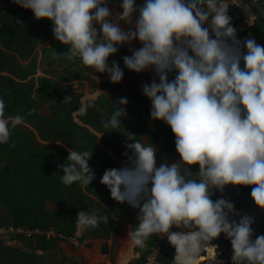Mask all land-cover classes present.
<instances>
[{"label": "clouds", "instance_id": "1", "mask_svg": "<svg viewBox=\"0 0 264 264\" xmlns=\"http://www.w3.org/2000/svg\"><path fill=\"white\" fill-rule=\"evenodd\" d=\"M14 2L52 22L55 39L68 47L58 57H79L113 83L123 79L124 68L154 73L142 91L151 102V118L170 126L179 159L158 162L152 142L127 133L131 155L126 152L127 160L101 178L113 199L139 210L138 223L128 231L131 244L143 248L154 234L166 236L175 248L173 264H199L201 250L223 233L231 242L233 264H264V233L254 237L255 217L238 212L229 198L213 199L214 191L229 185L251 186L252 200L264 209V45L252 36L238 38L229 0H119L115 11L110 0ZM16 23L22 28L24 22L17 18ZM134 41L141 46L123 56L124 67L109 61ZM72 99L65 95L63 104ZM114 104L103 119L105 128L117 131L128 98ZM89 106L82 102L77 111L85 114ZM5 108L0 97V144L24 119L6 115ZM91 156L68 149L59 165L62 182L88 186L95 178ZM108 221L106 214L80 210L77 231Z\"/></svg>", "mask_w": 264, "mask_h": 264}, {"label": "trees", "instance_id": "2", "mask_svg": "<svg viewBox=\"0 0 264 264\" xmlns=\"http://www.w3.org/2000/svg\"><path fill=\"white\" fill-rule=\"evenodd\" d=\"M115 1L119 4V0ZM32 17L31 10L20 7L14 0H0V97L5 100L6 115L20 114L24 117L12 129L9 141L0 144V206L11 216L13 226L29 229L52 227L63 239L74 236L78 211L85 210L87 205L95 206V214H106L109 221L83 230L81 238H109L115 230L123 203L113 199L109 188L101 183L104 171L115 167L107 150H111L116 158L127 160L125 153L131 155V150L126 148V142H131L127 135L130 133L135 136L132 137L134 140L152 142L160 152L169 154L176 151L175 136L165 122L156 120L155 126L148 127L141 117L135 116L134 112L139 111L146 118H151V102L142 89L129 95L128 104L133 106L122 118V126L117 131L105 128L103 118L114 110V103L121 95L114 98L101 95L86 101L91 106L85 114L76 116L83 125L75 122L72 113L81 103L79 95L71 93L70 87L62 86V82L69 79L33 78L44 62L62 60L63 57L57 54L67 53L68 47L50 42L47 49L46 42L55 39L52 22L35 19L31 23ZM17 18L24 22L22 28L16 23ZM251 31L257 43L264 45V15L256 19ZM126 52L123 47L121 54ZM108 85L122 90L113 82ZM65 95H73L71 103L63 104ZM41 103L47 107L46 114L41 112ZM87 126L101 134V146L96 143V134ZM68 149L86 150L92 155L89 165L95 172V178L88 186L81 185L79 181L71 185L62 182L63 170L59 165L67 160ZM234 187L243 194L251 193V186L229 185L224 192L214 191L213 199L224 196L233 201ZM46 202L54 205L52 211L45 208ZM131 209L135 210L138 218L139 210L132 206ZM136 224L131 222V227ZM253 226L254 237L264 233V209L257 211ZM33 239L41 249L53 247L54 242L60 240ZM155 241L154 234L147 239L148 248ZM173 254L175 248L167 238L161 241L158 263L168 264Z\"/></svg>", "mask_w": 264, "mask_h": 264}, {"label": "crops", "instance_id": "3", "mask_svg": "<svg viewBox=\"0 0 264 264\" xmlns=\"http://www.w3.org/2000/svg\"><path fill=\"white\" fill-rule=\"evenodd\" d=\"M111 9L114 11L113 8ZM33 18L30 19V22ZM122 26L127 27V25ZM50 42H57L59 45L66 46L54 39L53 41L46 42L47 49L50 48ZM131 45L136 48L141 46L139 41H134ZM123 47L127 50L124 55H130L132 49L130 50L128 45H123L118 53L109 57L110 62L113 59L118 60L121 67H124V55L121 54ZM39 49L40 46L37 47L36 51ZM127 70V68H124L125 74L123 79L119 83H115L121 87L122 90L120 91L116 87L108 85L112 81L107 74L96 73L93 68L83 65L79 57L75 59L63 57L58 62H44L33 78L36 79L41 76L52 79H56L57 77L68 78L69 81L62 82V86L70 87L71 93L80 96V103H85L88 100H95L101 95L106 98H114L115 95L127 96L129 98L131 93L138 92L142 89L141 85L143 82L149 78H153L152 71L142 73L131 71L127 73ZM107 94L111 95L108 96ZM41 105L42 103L40 107ZM78 114V111L73 112V119L78 124L83 125L76 117ZM135 116L141 117L143 120L145 117L143 114L139 116V113L135 114ZM144 122L148 127H153L156 124V120H153V125L150 124V121L144 120ZM147 122L149 123L147 124ZM89 130L96 134V143L101 146V134L94 132L91 128ZM156 148L158 151V146ZM107 152L114 162L115 167H120L126 161L125 159L116 158L111 150H107ZM45 208L48 211H52L54 205L46 202ZM92 209L95 214V206H85V211L92 213ZM133 221L138 223V218L135 217V210H132L131 206L124 202L121 207V213L116 218L115 230L109 238H81L82 231L78 232L76 227L74 236L79 240L80 246H75V244L66 239L57 240L54 242L53 247L46 249H41L33 238H16L4 242L0 241V264H139L149 248L147 240L143 248L138 246L134 247L131 244L128 238V231ZM12 224L11 216L0 206V227L10 226ZM104 244H107L108 251L106 254L101 253V247Z\"/></svg>", "mask_w": 264, "mask_h": 264}, {"label": "built area", "instance_id": "4", "mask_svg": "<svg viewBox=\"0 0 264 264\" xmlns=\"http://www.w3.org/2000/svg\"><path fill=\"white\" fill-rule=\"evenodd\" d=\"M228 13L232 17L231 23L237 30V36L241 40L245 37L252 36V28L256 19L260 15H264V0H229ZM246 194L241 193L237 188L234 189V200L245 199ZM254 228V226H253ZM173 231H177L173 226ZM32 239L43 238L45 240L63 239L60 234H57L52 227L47 228H24L15 227L13 225L0 227V241H9L11 239ZM167 237L156 235L155 243L148 249L142 261L139 264H159L157 257L160 250V242ZM75 246H80L79 240L75 237L66 238ZM209 247L212 249V257L222 262V264H233L232 261V247L229 239L222 233L219 237L209 242ZM208 254L207 246L201 250L200 256ZM174 255L170 258L168 264H173Z\"/></svg>", "mask_w": 264, "mask_h": 264}, {"label": "rangeland", "instance_id": "5", "mask_svg": "<svg viewBox=\"0 0 264 264\" xmlns=\"http://www.w3.org/2000/svg\"><path fill=\"white\" fill-rule=\"evenodd\" d=\"M116 3H117V1L110 0V3H109L110 9H111V7H114L113 8L114 11L117 10L119 8V4H116ZM129 46H131V49L133 48V45H128V47ZM107 95L110 96L111 94H107ZM40 109H41V112H43V113H47L48 112L47 107L45 105H43V104L41 105ZM137 113H139V116L142 115V114H140L139 111H135L134 112V114H137ZM144 120L145 121H150L151 122L150 124L153 125V120L152 119H146V117H144ZM148 123L149 122H147V124ZM178 159H179V155H178V153L176 151H173V152H171L169 154H164V153L160 152L159 150L157 151V160H158V162L162 161V160L163 161H167V162H172V161H175V160H178ZM192 167H193V171H198V165H195V166H192ZM235 188H237V187H234V189ZM237 201L238 202H235V200H233L236 210L238 212H240L241 214L247 213V214H250V215L254 216L255 217V221H256L257 211L260 208H258L255 205L254 201L251 198V194L246 195L245 199H238ZM92 213H93V209H92Z\"/></svg>", "mask_w": 264, "mask_h": 264}, {"label": "bare ground", "instance_id": "6", "mask_svg": "<svg viewBox=\"0 0 264 264\" xmlns=\"http://www.w3.org/2000/svg\"><path fill=\"white\" fill-rule=\"evenodd\" d=\"M129 48L131 49V46H129ZM207 248L208 254L205 256H200L199 264H222V262L217 261L212 257V249L211 247H209V245L207 246Z\"/></svg>", "mask_w": 264, "mask_h": 264}, {"label": "water", "instance_id": "7", "mask_svg": "<svg viewBox=\"0 0 264 264\" xmlns=\"http://www.w3.org/2000/svg\"><path fill=\"white\" fill-rule=\"evenodd\" d=\"M139 1H141V2H143V0H139ZM36 18L34 17L32 20H31V22H34V20H35ZM122 23V25H124V22H121ZM127 97V96H126ZM136 102H134V104H135ZM132 106H133V104H127L125 107L127 108V112L132 108ZM108 115H110V114H108ZM106 116V115H105ZM104 116V117H105ZM107 251H108V249H107V244H104L102 247H101V253L102 254H106L107 253ZM172 257V255H170V258Z\"/></svg>", "mask_w": 264, "mask_h": 264}]
</instances>
